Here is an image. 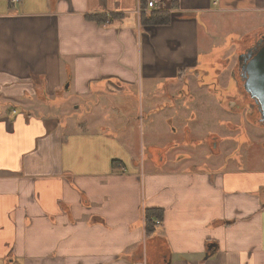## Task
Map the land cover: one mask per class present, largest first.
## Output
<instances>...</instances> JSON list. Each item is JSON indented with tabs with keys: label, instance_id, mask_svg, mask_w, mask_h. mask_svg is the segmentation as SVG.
<instances>
[{
	"label": "crops",
	"instance_id": "obj_1",
	"mask_svg": "<svg viewBox=\"0 0 264 264\" xmlns=\"http://www.w3.org/2000/svg\"><path fill=\"white\" fill-rule=\"evenodd\" d=\"M164 1L0 0V264H264V154L189 167L200 124L179 109L206 104L227 126L239 104L206 94L247 97L238 61L212 73L201 53L233 16L262 22L264 0ZM154 12L169 23H145ZM262 35L235 40L237 57ZM223 140L208 137L216 153ZM151 208L163 216L149 233Z\"/></svg>",
	"mask_w": 264,
	"mask_h": 264
},
{
	"label": "rangeland",
	"instance_id": "obj_2",
	"mask_svg": "<svg viewBox=\"0 0 264 264\" xmlns=\"http://www.w3.org/2000/svg\"><path fill=\"white\" fill-rule=\"evenodd\" d=\"M217 17L226 18L228 15L216 16V19H218ZM233 18L234 19H230V23L224 29L218 28L216 33L213 32L215 36V45L213 46V49L215 48V52H213V55L208 56L207 51L205 54L201 53V66H205L207 64L204 67V70L216 73V69L220 67L219 60L222 58H228L231 61L229 69L232 68L236 59L238 61L236 54L238 51V44L235 43V40H240L246 33L250 34L255 32L258 28L264 26V18L261 22L257 16L247 17L246 14H239L238 16H233ZM235 20L240 22L235 23ZM218 43H228V46L223 47V51H218ZM225 50L226 54L223 56ZM201 51H203L202 48ZM204 59L207 60L206 63H202ZM212 89L213 91L206 89L208 92L206 96L215 100L217 104H222L219 100H224V105H222V107L226 108L225 106L228 105V101L231 98L239 104V107L237 109L231 108L230 110L225 111L228 114V117L225 118L227 120V126H223L222 120L217 113L212 115V119H208V113L206 114L203 111V106L205 107V110H208L206 104H201L202 107L196 110L193 108L194 105H191V103L194 102L191 100L189 108H179L184 102V99L182 97L178 99L176 107H178L180 111L185 114L182 119L184 124H200V131H194L191 135L193 140L189 143H185V153L188 154L185 159L189 160L188 166H198L199 168H218L222 165L227 167L230 166V168H245L260 165L261 162L258 160V157L264 154L262 148V144L264 143V125L259 123L260 114L258 107L256 108L252 103L248 102L246 95L238 88H235L236 90L234 88H228L227 92H222L220 87L214 83ZM169 91L173 90L165 88V92ZM140 97L141 94H139L138 97L140 103L136 110L140 109L142 106V100ZM154 99L156 102L159 99V96L154 94ZM163 102H165L163 106L167 107L168 104L166 105V103L169 102V99L162 96L160 103L162 104ZM145 104H147V102ZM47 112L55 113V115H62L61 117H63V114L59 112L58 108ZM74 112L75 111L72 112V115ZM174 112L175 110L172 108L169 110L167 108H163L161 115L163 118H172V114ZM173 118L174 122H176V116H173ZM75 119H78V113L75 114ZM228 125L231 127H228ZM211 133H218V135L224 139L221 144V152L219 153L214 152L213 148L209 145L208 137ZM198 141L199 145L197 144ZM142 152V159L147 160L149 157L147 149L145 150L144 148ZM176 159L178 161V156L173 158V160ZM174 165L177 164L175 163Z\"/></svg>",
	"mask_w": 264,
	"mask_h": 264
},
{
	"label": "water",
	"instance_id": "obj_3",
	"mask_svg": "<svg viewBox=\"0 0 264 264\" xmlns=\"http://www.w3.org/2000/svg\"><path fill=\"white\" fill-rule=\"evenodd\" d=\"M243 88L255 101L260 114V123L264 125V35L238 57Z\"/></svg>",
	"mask_w": 264,
	"mask_h": 264
},
{
	"label": "trees",
	"instance_id": "obj_4",
	"mask_svg": "<svg viewBox=\"0 0 264 264\" xmlns=\"http://www.w3.org/2000/svg\"><path fill=\"white\" fill-rule=\"evenodd\" d=\"M178 4V0H172V5L175 6ZM145 23L149 24H168L169 23V14L162 13H152L150 18ZM243 84V83H242ZM248 102L252 103L253 106H256L255 101L251 99V97L247 94ZM163 216V209L160 208H151L145 210V226L146 231L152 233L155 229V224L157 221H160Z\"/></svg>",
	"mask_w": 264,
	"mask_h": 264
},
{
	"label": "built area",
	"instance_id": "obj_5",
	"mask_svg": "<svg viewBox=\"0 0 264 264\" xmlns=\"http://www.w3.org/2000/svg\"><path fill=\"white\" fill-rule=\"evenodd\" d=\"M12 1H16V0H12ZM152 2H154L157 11L162 10V8L165 6L164 0H152Z\"/></svg>",
	"mask_w": 264,
	"mask_h": 264
}]
</instances>
